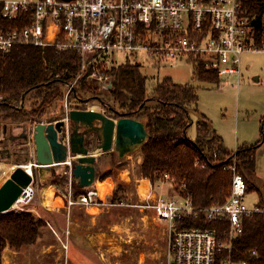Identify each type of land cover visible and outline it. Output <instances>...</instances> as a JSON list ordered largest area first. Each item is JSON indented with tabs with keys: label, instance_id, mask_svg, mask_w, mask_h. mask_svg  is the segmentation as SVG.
Returning <instances> with one entry per match:
<instances>
[{
	"label": "built area",
	"instance_id": "1",
	"mask_svg": "<svg viewBox=\"0 0 264 264\" xmlns=\"http://www.w3.org/2000/svg\"><path fill=\"white\" fill-rule=\"evenodd\" d=\"M246 2L0 0V17L5 20L33 14L29 25L0 29V51L7 53L16 46L75 50L81 57L82 73H89L88 78L100 82L103 89L108 87L107 70L132 62L142 52L158 62L186 58L194 69L202 65L219 78L235 75L240 80L243 54L264 53V14L256 21ZM74 85H68V94ZM223 170L233 172L232 190L223 204L203 208L194 205L188 195L158 197L152 187L148 191L144 205L155 212L169 237L166 264H250L248 259L235 257L236 242L244 232L245 218L264 215V204L245 202L247 182L238 171L236 156ZM35 193L33 183L23 188L13 208L26 210L23 206ZM100 199L93 186L67 196L66 206L100 208ZM199 219L227 220L228 228L221 232L216 227L188 224Z\"/></svg>",
	"mask_w": 264,
	"mask_h": 264
},
{
	"label": "rangeland",
	"instance_id": "2",
	"mask_svg": "<svg viewBox=\"0 0 264 264\" xmlns=\"http://www.w3.org/2000/svg\"><path fill=\"white\" fill-rule=\"evenodd\" d=\"M131 60L139 64L142 73L151 80L150 89L153 84L165 77L172 78L180 85L191 84L197 87L198 101L190 110L192 116L190 137L197 134L196 123L207 120L211 128L222 137L225 146L231 150L236 148L238 150L241 146H253L258 141H263L264 53H244L241 79L238 80L235 75H227L220 78L219 84L195 79L194 67L186 58L158 62L142 52L133 56ZM88 74L82 73L81 68L82 76L79 75V80L86 76V82L90 87L98 88V92L107 101L112 100L109 93L111 89L101 88L100 82L88 78ZM255 77L258 79L256 80ZM67 90L65 88L64 98L48 110L42 122L49 121L52 117L61 118L62 112H65V117L71 108L76 109V107L105 111L98 101L84 103L70 99ZM32 102L34 99L27 100L28 109H31ZM4 124H7L6 130ZM35 124L18 125L10 121L1 122L0 141L3 144H0V150H20L17 159L3 157L0 153V166L9 168V172L3 176L2 183L18 166L17 161L26 163L25 161L28 160L25 146L30 147L29 157L35 156L33 140ZM93 139L92 135L87 138L91 150H95ZM138 152L140 151L122 159L116 151L110 153L113 157L106 159L110 169L103 174L110 172L109 177H112L117 184L112 195H105L100 199L102 200L100 208H89L85 205H76L72 208L66 206L67 196L77 195L85 190L79 186L78 179L71 181L72 166L67 168L63 166L59 169L62 172L66 168L68 172L66 174H53L52 171L57 170L52 169L51 173L47 172V176L45 173V177H42L37 171L33 182L36 188L35 197L23 207L26 210H36V212H26L32 213L44 225L39 230V238L34 244L27 245L20 251L6 247L2 264H166L169 237L165 225L158 220L155 212L144 205L150 189L149 193L148 191L143 193L141 190V185H145V181L141 175V164L138 163V154H140ZM98 156L101 160L108 155ZM241 174L253 186L246 195L245 202L252 206L260 203L261 199L264 200V144L257 150L255 173ZM48 186L54 187L57 197L52 206H45L43 203V191ZM120 186L122 190L119 191V195L126 199L120 203H112L113 195ZM149 187H152L153 193L158 197L178 195L169 181H159ZM10 212H21V210L13 208Z\"/></svg>",
	"mask_w": 264,
	"mask_h": 264
},
{
	"label": "trees",
	"instance_id": "3",
	"mask_svg": "<svg viewBox=\"0 0 264 264\" xmlns=\"http://www.w3.org/2000/svg\"><path fill=\"white\" fill-rule=\"evenodd\" d=\"M246 5L256 17L255 20H260L264 14V0H247ZM32 20V12L20 14L16 20L0 17V29L24 27ZM81 67V57L77 51L60 50L57 46H16L7 53L0 51V124L6 121L18 124L42 122L48 110L64 98V90L72 82L77 83L68 94L70 99L81 102L85 96L100 103L94 98H103L98 88L90 87L86 76L79 80ZM106 74L113 77V87L109 90L113 99L107 101L103 98L109 105L105 107L107 114L119 118L121 115L111 109L114 108L125 116L143 120L150 134L140 151L144 156L141 175L149 179L152 185L169 181L178 194L190 196L194 205L204 208L223 204L228 199L233 172L223 170V166L232 164L235 156L240 173H255L257 150L264 142L231 151L222 137L210 128L207 120L196 123L195 138L189 136L192 126L190 110L198 101L197 87L194 85H180L172 78L165 77L150 89L151 80L134 62L113 67ZM194 77L201 82H221L217 73L206 70L202 65L194 70ZM29 99H34L31 109L26 106ZM22 100L23 106L20 107ZM62 113L61 118L65 112ZM61 118L52 117L49 121ZM109 176L110 172H107L100 178L104 180ZM245 180L249 193L253 186L246 177ZM121 190L120 186L113 195L112 203L126 199L120 197ZM260 204H264L263 199ZM188 224L216 227L221 232L228 228L227 220L206 222L199 219ZM43 225L30 212L0 213V264L6 247L20 251L34 244ZM252 251H256L257 255L252 256ZM235 257L248 259L250 264H264L263 214L245 218L244 232L236 242Z\"/></svg>",
	"mask_w": 264,
	"mask_h": 264
},
{
	"label": "water",
	"instance_id": "4",
	"mask_svg": "<svg viewBox=\"0 0 264 264\" xmlns=\"http://www.w3.org/2000/svg\"><path fill=\"white\" fill-rule=\"evenodd\" d=\"M108 83L105 88L112 89L113 77H109ZM94 98L100 101L101 106H109L102 97ZM91 100L89 97L82 101L88 103ZM111 109L121 116L114 118L94 108L72 109L62 119L35 124V156L29 157L30 147L25 146L27 163L19 165L0 187V213L12 210L23 188L34 182L37 171L44 176L54 168L72 166V175L79 180V186L89 188L96 182L95 163L99 153L116 151L120 158H124L139 151L150 138L145 123ZM4 128L7 129V124ZM90 135L94 138L95 150L86 144ZM29 165L30 170L27 168Z\"/></svg>",
	"mask_w": 264,
	"mask_h": 264
},
{
	"label": "crops",
	"instance_id": "5",
	"mask_svg": "<svg viewBox=\"0 0 264 264\" xmlns=\"http://www.w3.org/2000/svg\"><path fill=\"white\" fill-rule=\"evenodd\" d=\"M195 70V69H194ZM89 98V97H88ZM101 104V103H100ZM102 107H104V109H105V107L106 106H102ZM71 110H72V108H71ZM105 111H106V109H105ZM107 114V113H106ZM108 115L109 116H111L112 117V115L111 114H109L108 113ZM115 118V117H114ZM141 121H143V120H141ZM44 122V121H43ZM47 123H50V122H52V121H46ZM54 122V121H53ZM144 122V121H143ZM14 124H18V123H14ZM28 124H30V123H28ZM37 124V123H36ZM97 124H100V122H97ZM18 125H22L21 123H19ZM8 128V127H7ZM210 128H211V126H210ZM212 129V128H211ZM196 136H192L191 138H195ZM259 142V141H258ZM86 144H87V146L89 147V145H88V143L86 142ZM227 147V146H226ZM90 148V147H89ZM228 148V147H227ZM229 150H231L230 148H228ZM237 149V148H236ZM236 149H234V150H236ZM234 150H231V151H234ZM140 151V150H139ZM22 152H24V150H22ZM110 153H112V151H109V152H104V153H99V155H108V156H104L101 160L99 159V156H97V161H96V163H95V167H96V182L95 183H106V182H112L113 183V189H112V191H111V193H109V194H107L108 196H110V195H112L113 194V192H114V190H115V188H116V181L112 178V177H107L106 179H104V180H101V175L105 172V171H107V170H109L110 168H108V166H109V164L107 163V161H106V159L107 158H109V157H113V155L112 154H109ZM138 153H140V154H138V163L139 164H142L143 163V161H144V156H143V154L141 153V151L140 152H138ZM105 158V159H104ZM120 158V157H119ZM120 159H122V158H120ZM17 162H19V164H18V166L19 165H21V164H24V162L23 161H17ZM26 163H27V161H25ZM17 166V167H18ZM16 167V168H17ZM66 168L68 167V166H65ZM15 168V169H16ZM61 167H59V168H54V170H57L56 172H54V171H52V173L53 174H58V173H68L67 172V170H66V168L61 172L59 169H60ZM51 171H49L48 173H51ZM48 173H46V176H47V174ZM42 177H45V175L44 176H42ZM144 180H148L149 181V183H150V185L152 184L151 183V181L149 180V179H147V178H144V177H142ZM73 179H75V180H77L76 178H74V176H72V179H71V181H73ZM6 181V180H5ZM4 181V182H5ZM78 181V184H79V180H77ZM3 182V183H4ZM2 183V184H3ZM115 183V184H114ZM2 184H0V187H1V185ZM95 188H96V186H94ZM90 208H94V207H90ZM24 211H34V210H24ZM35 212V211H34ZM54 230V229H53Z\"/></svg>",
	"mask_w": 264,
	"mask_h": 264
},
{
	"label": "bare ground",
	"instance_id": "6",
	"mask_svg": "<svg viewBox=\"0 0 264 264\" xmlns=\"http://www.w3.org/2000/svg\"><path fill=\"white\" fill-rule=\"evenodd\" d=\"M95 108H96V106H95ZM27 168L30 170L31 169L30 165ZM8 169L9 168H7L4 165L0 166V170H1L0 183H2V179L4 180V178H3L4 174L9 172ZM144 181H145V185H141V190H142L143 193L146 192V191H149V189H150L149 181L148 180H144ZM95 186H96V188L98 190L99 196L101 198H104L105 195L111 193L114 185L110 181V182H106V183H98L97 182V183H95ZM53 188L54 187H52V186H48L43 191V195L42 196H43V203H44L45 206H52V205L55 204V200H57V197L55 196V192H54Z\"/></svg>",
	"mask_w": 264,
	"mask_h": 264
},
{
	"label": "flooded vegetation",
	"instance_id": "7",
	"mask_svg": "<svg viewBox=\"0 0 264 264\" xmlns=\"http://www.w3.org/2000/svg\"><path fill=\"white\" fill-rule=\"evenodd\" d=\"M0 144H3L2 141H0ZM5 148H8V147H5ZM0 153L2 154L3 157H6V158L14 157L15 159H17L19 156L20 150L10 151V150L2 149Z\"/></svg>",
	"mask_w": 264,
	"mask_h": 264
}]
</instances>
